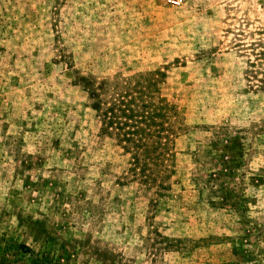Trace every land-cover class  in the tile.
<instances>
[{"label": "rangeland", "instance_id": "374dc122", "mask_svg": "<svg viewBox=\"0 0 264 264\" xmlns=\"http://www.w3.org/2000/svg\"><path fill=\"white\" fill-rule=\"evenodd\" d=\"M0 264H264V0H0Z\"/></svg>", "mask_w": 264, "mask_h": 264}, {"label": "built area", "instance_id": "2783aa9c", "mask_svg": "<svg viewBox=\"0 0 264 264\" xmlns=\"http://www.w3.org/2000/svg\"><path fill=\"white\" fill-rule=\"evenodd\" d=\"M171 6H181L185 0H166Z\"/></svg>", "mask_w": 264, "mask_h": 264}]
</instances>
